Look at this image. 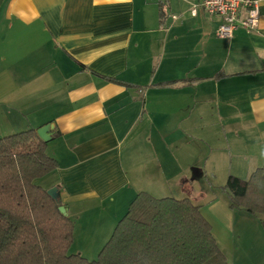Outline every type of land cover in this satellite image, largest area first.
I'll return each mask as SVG.
<instances>
[{
    "label": "crops",
    "instance_id": "1",
    "mask_svg": "<svg viewBox=\"0 0 264 264\" xmlns=\"http://www.w3.org/2000/svg\"><path fill=\"white\" fill-rule=\"evenodd\" d=\"M201 2L0 0V138L54 127L59 166L41 184L75 224L72 251L103 249L140 192L201 204L206 124L243 181L264 167V1L258 28L231 39L221 18L193 14ZM229 203L204 211L220 248L231 264H264L261 220Z\"/></svg>",
    "mask_w": 264,
    "mask_h": 264
},
{
    "label": "trees",
    "instance_id": "2",
    "mask_svg": "<svg viewBox=\"0 0 264 264\" xmlns=\"http://www.w3.org/2000/svg\"><path fill=\"white\" fill-rule=\"evenodd\" d=\"M38 130L0 138V264H231L201 204L190 196L140 192L98 259L70 254L75 224L41 180L58 169ZM231 210L258 217L264 228V167L243 181L230 176Z\"/></svg>",
    "mask_w": 264,
    "mask_h": 264
},
{
    "label": "rangeland",
    "instance_id": "3",
    "mask_svg": "<svg viewBox=\"0 0 264 264\" xmlns=\"http://www.w3.org/2000/svg\"><path fill=\"white\" fill-rule=\"evenodd\" d=\"M8 108L11 110L16 107H12V108L8 107ZM209 111H211V106L206 105L205 107L206 116L209 113ZM14 112L17 113L18 111L14 109ZM5 113H6L5 107H1L0 127L2 126V124H4L6 118ZM208 125L209 124H206V133H204L205 142L203 146L198 147L199 149L203 150L204 177L199 180L200 182L199 181L197 182V185H199V188L203 187L204 189L207 190L210 189L209 194L204 199H201L202 205L200 206H202L203 208L202 212L205 217L206 215L204 211L209 206V203L214 199V197L216 198L222 197L229 199V195L224 191V187L226 186L230 176H235L237 178L245 180L250 175V172L246 169L244 170V168H238L237 166H234L232 168V164L233 161L235 163V159L230 153L229 148H227L225 144L226 143L225 140L219 138L218 136H214L216 135V132H214L213 129H210L211 126ZM130 204L126 206L124 210L125 214L127 213ZM125 214L123 216H125ZM206 219L208 218L206 217ZM85 221L88 223L87 224L88 230H92V228L93 229L97 228V221L95 222L93 218L88 217L86 218ZM208 221L209 222L212 221V223H215L216 220L212 216H209ZM217 230L222 232L220 229ZM104 233H106L105 230ZM90 238H94V237L91 236ZM92 241L93 239H90V242ZM88 245H89L88 252H80L82 253L80 255L91 261H96L98 259V256L102 248L98 250V245L91 243ZM72 253H76V252L73 250L72 252H70V254Z\"/></svg>",
    "mask_w": 264,
    "mask_h": 264
},
{
    "label": "built area",
    "instance_id": "4",
    "mask_svg": "<svg viewBox=\"0 0 264 264\" xmlns=\"http://www.w3.org/2000/svg\"><path fill=\"white\" fill-rule=\"evenodd\" d=\"M264 0H202L194 6L193 14L198 7L210 16L221 18L219 36L231 39L240 29L254 31L259 26V7Z\"/></svg>",
    "mask_w": 264,
    "mask_h": 264
},
{
    "label": "water",
    "instance_id": "5",
    "mask_svg": "<svg viewBox=\"0 0 264 264\" xmlns=\"http://www.w3.org/2000/svg\"><path fill=\"white\" fill-rule=\"evenodd\" d=\"M53 129L54 127L51 124H49L38 130V134L40 138L47 144H49L53 140L51 136V132ZM48 194L55 202H57L60 205L59 208L60 212L63 215L68 216L67 209L62 205L59 190L57 188H53L51 190H48Z\"/></svg>",
    "mask_w": 264,
    "mask_h": 264
}]
</instances>
